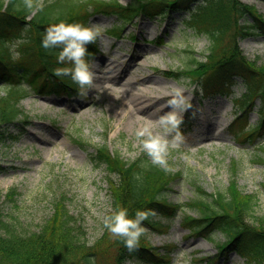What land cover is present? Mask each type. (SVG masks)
<instances>
[{
  "label": "rangeland",
  "instance_id": "obj_1",
  "mask_svg": "<svg viewBox=\"0 0 264 264\" xmlns=\"http://www.w3.org/2000/svg\"><path fill=\"white\" fill-rule=\"evenodd\" d=\"M52 1L36 0L39 5ZM242 1L255 4L264 16V0ZM183 19L178 12L162 17L142 13L124 24L116 39L109 31L114 24H120L116 15L98 13L89 17L88 25L101 29L97 40L100 51L86 57L92 68L101 59L113 65L120 83L132 95L129 103L138 109V114L152 115L144 124L137 119L134 122L128 114H122L120 100L106 87L93 86L82 98L76 90L69 91L68 96H26L18 105L21 113L14 123L0 125V209L5 219L24 233L38 231L52 215L54 202L64 197L66 207L82 228L79 239L89 245L101 240L106 233L103 217L112 211L109 175L106 166L92 162V154L104 143L125 160L145 154L135 131L145 125L159 131L156 118L168 110L161 104L174 86L188 82L163 71L177 69L194 56L205 59L209 53V39L186 28ZM239 47L247 58L264 64L263 34L241 38ZM149 83L166 98L156 103L149 101L147 92H143ZM233 88L232 96L221 95L200 104L199 93H188L192 108L184 112L180 125L184 142L170 148L166 157L168 171L181 174L172 180L165 196L170 202L183 204L199 195L198 186L210 193L226 191L232 177L246 193L256 195L258 204L253 216L264 217V135L256 143H244L231 133L230 123L236 115L233 97L245 90L244 82L238 79ZM261 104L257 100L249 115L254 125L259 120ZM192 111L196 114L190 115ZM9 133L11 137L7 139ZM16 133L18 136L13 138ZM186 208L188 213L199 215L196 209ZM179 213L172 218L152 215L150 221L162 225L160 228L142 221L145 231L141 236L151 246L175 248L170 264H255L254 259L248 261L236 252L211 263L209 257L216 254V245L201 235L191 234L182 221L183 213ZM216 237L222 240L223 233L217 231ZM109 239L112 238L108 236ZM108 249L107 255L113 251L112 247Z\"/></svg>",
  "mask_w": 264,
  "mask_h": 264
},
{
  "label": "trees",
  "instance_id": "obj_2",
  "mask_svg": "<svg viewBox=\"0 0 264 264\" xmlns=\"http://www.w3.org/2000/svg\"><path fill=\"white\" fill-rule=\"evenodd\" d=\"M30 4L29 7L26 0H0V125L20 113L18 105L30 93H60L76 88L69 76H56L52 71L58 66V49L41 47L40 40L48 25L59 20L88 24L91 15L115 14L121 22L110 31L118 37L123 25L142 13L162 17L178 12L184 17L186 28L209 39V53L205 59L194 56L187 64L163 72L176 80L200 85L202 93L195 92L207 99L232 95L234 85L241 79L245 90L233 98L236 115L230 131L244 143H256L263 137L264 64L247 58L239 47L243 37L264 35V16L255 4L242 0H131L127 4L118 0H54L43 5L30 0ZM18 38L25 42L19 46V59L13 60L8 45ZM96 45L95 41L89 42L88 52ZM257 100L262 104L254 125L249 115ZM91 158L92 162L106 166L109 175L112 211L108 215L125 208L130 216L140 209L172 218L181 211L182 221L191 234L201 235L216 245V254L209 257L211 263L234 251L248 261L254 259L255 264H264V217L253 216L258 199L241 189L237 179L231 177L226 191L215 193L198 186L199 195L181 204L170 202L165 196L172 180L181 172L165 171L164 167L152 164L146 154L125 160L104 143L95 148ZM64 199L54 202L52 215L38 231H20L0 209V264H126L131 260L134 264L171 263L174 247L163 245L160 250L142 236L131 250L107 229L95 245L82 241L78 218L70 213ZM186 207L196 209L199 215L188 213ZM151 217L143 221L160 228L162 225L150 221ZM217 231L223 233L222 240L216 237ZM108 236L112 238L109 241ZM109 247L113 251L107 255L105 250Z\"/></svg>",
  "mask_w": 264,
  "mask_h": 264
},
{
  "label": "clouds",
  "instance_id": "obj_3",
  "mask_svg": "<svg viewBox=\"0 0 264 264\" xmlns=\"http://www.w3.org/2000/svg\"><path fill=\"white\" fill-rule=\"evenodd\" d=\"M26 2L30 7V0ZM100 33L101 29L95 25L59 20L44 29L40 40L44 49H58L55 55L58 66L52 71L56 76H69L75 82L76 93L80 98L86 96L89 89L93 88L95 75L91 61L86 58V55H90L86 45L95 41ZM24 42L23 39L18 38L8 45L13 60L19 59L21 53L18 49ZM65 62H70V65ZM193 90L202 93V87L192 84L191 81L182 86H174L168 98L160 106L167 107L168 110L162 111L156 118L159 131H154L148 125L135 131L140 149L151 158L152 164L163 166L165 171L169 170L166 157L170 148L179 147L184 142L185 136L180 125L184 112L192 108L188 93ZM192 114L194 113L190 112V115ZM154 214L153 210L138 209L130 216L127 209L120 208L111 215L103 217L102 223L114 238L121 239L125 247L131 250L137 246L139 237L145 231L142 221Z\"/></svg>",
  "mask_w": 264,
  "mask_h": 264
},
{
  "label": "bare ground",
  "instance_id": "obj_4",
  "mask_svg": "<svg viewBox=\"0 0 264 264\" xmlns=\"http://www.w3.org/2000/svg\"><path fill=\"white\" fill-rule=\"evenodd\" d=\"M94 66V78H93V86L94 88L98 87H106L107 90L110 91L113 96L120 100V108L122 114H128L129 117L135 122L137 119L141 124H144L152 113L147 114L146 116H142L138 114V109L132 106L129 103V99L132 97L130 91L124 85V83H120V78L115 72L114 66L106 64L102 59L95 63ZM143 92H147V99L149 101L156 103V101H160L166 98V94H161V92L155 90V86L153 83H149L145 85ZM136 94V93H135ZM161 94V95H160Z\"/></svg>",
  "mask_w": 264,
  "mask_h": 264
}]
</instances>
